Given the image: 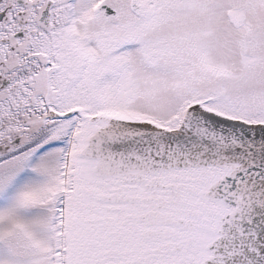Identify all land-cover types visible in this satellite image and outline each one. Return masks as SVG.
I'll return each instance as SVG.
<instances>
[{
  "label": "snow or ice",
  "instance_id": "6c2138e0",
  "mask_svg": "<svg viewBox=\"0 0 264 264\" xmlns=\"http://www.w3.org/2000/svg\"><path fill=\"white\" fill-rule=\"evenodd\" d=\"M0 264H264V0H0Z\"/></svg>",
  "mask_w": 264,
  "mask_h": 264
}]
</instances>
